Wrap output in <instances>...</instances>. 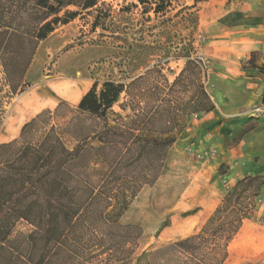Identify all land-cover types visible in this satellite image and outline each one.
<instances>
[{
    "label": "trees",
    "instance_id": "obj_1",
    "mask_svg": "<svg viewBox=\"0 0 264 264\" xmlns=\"http://www.w3.org/2000/svg\"><path fill=\"white\" fill-rule=\"evenodd\" d=\"M99 1L0 0V35L23 38L36 48L56 25L79 15L67 10L61 18L65 9L87 11ZM160 2L167 0L152 2L156 15L165 9ZM229 16L221 20L225 26ZM190 20L198 24L196 14ZM260 71L264 74V66ZM124 75L129 84L109 79L98 89L95 83L76 110L60 103L54 113L44 111L27 123L18 139L0 145V264H131L135 259L143 231L124 224V214L138 193L163 175L186 119L211 113L216 105L202 60L191 54L173 83L157 66L143 75ZM152 77L155 84L140 88ZM179 88L191 90L184 110L174 99ZM124 94L119 107L130 112L125 115L113 110ZM63 108L72 118L53 125ZM259 200L264 202L263 175L238 181L200 232L147 253L144 264H226L230 244ZM20 225L28 230L17 231Z\"/></svg>",
    "mask_w": 264,
    "mask_h": 264
},
{
    "label": "rangeland",
    "instance_id": "obj_2",
    "mask_svg": "<svg viewBox=\"0 0 264 264\" xmlns=\"http://www.w3.org/2000/svg\"><path fill=\"white\" fill-rule=\"evenodd\" d=\"M154 1L100 0L94 9L87 11L71 6L59 16L65 18L67 10L79 15L68 24L56 25L54 32L36 48L23 38L0 35V145L18 139L27 123L44 111L54 113L60 103L76 110L95 83L99 84L98 89L109 79L129 84L130 80L123 79L124 74L143 75L155 66L173 83L189 54L202 60L208 76L207 87L211 90L208 92L217 102L220 97L217 80L227 73L235 76V62L254 44L241 36L264 30V0H167L158 3L165 6L159 15L152 11L156 7ZM238 10L244 15L243 20L234 15ZM195 14L197 25L190 20ZM228 15L224 22L229 26H225L221 20ZM246 21L253 25L243 24ZM95 24L99 25L97 29ZM152 84L154 77L140 88L147 90ZM232 88L233 85L225 95V102L235 98L236 90ZM184 90L179 88L174 93L181 110L191 97V90ZM125 99L124 94L114 112L122 113L119 104ZM208 114L186 119L163 175L153 185L144 187L124 214V224L139 225L143 231L131 264H144L142 259L147 253L194 235L207 223L196 225L193 217L202 209L203 196L210 195L214 183L222 185L220 177L228 172L229 166L222 163L214 172L204 163L215 160L216 156H206L216 152L215 149L196 151L194 143L203 145L204 137L226 120L225 127L242 128L243 133L228 140L225 149L236 147L251 129L259 126L264 132V118L251 113L219 121L216 119L223 116L220 109ZM72 116L63 108L52 124L63 126ZM41 135L40 132L37 137ZM263 149L264 144L259 143L254 151H247L254 158H261L254 154ZM27 230L23 225L17 229ZM236 244L231 248L233 256ZM242 264H264V257Z\"/></svg>",
    "mask_w": 264,
    "mask_h": 264
},
{
    "label": "crops",
    "instance_id": "obj_3",
    "mask_svg": "<svg viewBox=\"0 0 264 264\" xmlns=\"http://www.w3.org/2000/svg\"><path fill=\"white\" fill-rule=\"evenodd\" d=\"M237 12L240 13L241 10ZM257 26L259 27L261 25ZM241 37L252 40L254 44L250 47L248 52L243 53L235 62L236 75L231 76L227 73L226 76H222L216 82L221 98H217L218 100L216 102L215 98L211 97L216 105V109H220L223 114V116L216 119L217 121L220 119H227V117L231 116L250 114L252 106L264 103V74L260 71V68L264 66V30L251 33L250 36L243 35ZM251 60H253L256 66L250 63ZM232 85L236 90L235 98L225 102V95ZM208 91L211 93L210 89H208ZM242 108L246 109L243 110L241 114L240 110ZM225 122H222L215 132H211L204 137L203 145L199 143L193 144L194 150L196 151L215 149L217 152L215 160L204 163V165H207L208 168L214 172L222 163H226L229 166L228 172L220 177L222 185L218 182L217 185L215 182L213 191L210 192V195L207 196V194H205L203 196L202 209L193 217L196 225L201 222L205 223L210 219L229 190L233 189L238 181L248 176H264V149L254 154L261 155V158L256 156L258 161L255 160L256 158H254L252 154H249L251 150L254 151L255 144L256 147H258L259 143L264 144V132L259 126L251 129L248 133L243 135L236 147L225 149L224 144H226L228 140L234 139L243 130L242 128H227L225 127ZM213 139L214 143H212ZM241 149L245 150V153L240 152ZM252 159L253 162H251ZM170 236L171 234H169V237ZM236 242L237 248L233 256L231 248ZM229 252L230 256L227 263L232 260V264H242L245 261L253 260L261 261L264 257V202L260 203L255 210L251 212L250 217L244 220L240 232L230 244Z\"/></svg>",
    "mask_w": 264,
    "mask_h": 264
},
{
    "label": "built area",
    "instance_id": "obj_4",
    "mask_svg": "<svg viewBox=\"0 0 264 264\" xmlns=\"http://www.w3.org/2000/svg\"><path fill=\"white\" fill-rule=\"evenodd\" d=\"M251 115L256 117H263L264 118V103L260 105H254L251 109ZM217 154L216 152L206 153V156H213L215 157ZM198 158H202V155L196 154ZM228 188V187H227ZM230 189V188H228ZM262 203L261 200H259V204Z\"/></svg>",
    "mask_w": 264,
    "mask_h": 264
}]
</instances>
